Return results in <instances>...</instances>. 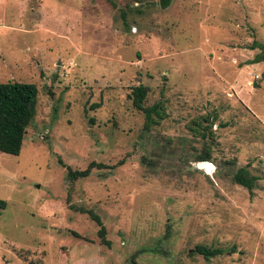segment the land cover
Masks as SVG:
<instances>
[{
  "label": "rangeland",
  "instance_id": "374dc122",
  "mask_svg": "<svg viewBox=\"0 0 264 264\" xmlns=\"http://www.w3.org/2000/svg\"><path fill=\"white\" fill-rule=\"evenodd\" d=\"M254 43L264 0H0V83L38 92L20 154L0 153V264H264ZM140 84L161 109L149 130L127 98Z\"/></svg>",
  "mask_w": 264,
  "mask_h": 264
},
{
  "label": "trees",
  "instance_id": "16d2710c",
  "mask_svg": "<svg viewBox=\"0 0 264 264\" xmlns=\"http://www.w3.org/2000/svg\"><path fill=\"white\" fill-rule=\"evenodd\" d=\"M172 0H160V5L167 8ZM260 48L261 55H257L256 61H264V47L261 44L254 43ZM149 88L143 85L135 86L131 89L127 98L131 101L132 106L141 111L145 117V130H149L151 125L157 124L160 116V107L153 105L145 107V99ZM37 88L32 83L22 82H6L0 83V153L17 156L20 154L24 136L27 128L30 126L36 111L37 104ZM197 162L200 167H210L209 154L205 153L199 156ZM104 168L102 164L90 163L88 167L82 171H74L67 168V178L70 181L87 178L92 168ZM233 180L236 184L246 188L249 193L255 186L256 177L251 176L246 169H238L233 174ZM6 207V201L0 199V211ZM78 210L86 214L93 222L99 226L98 236L104 245L110 246V242L106 239L105 228L101 222L100 216L93 209H85L79 207ZM234 247L227 250L226 248H213L204 245L195 246L193 252L203 257L204 260L210 261L220 255L230 254L234 252Z\"/></svg>",
  "mask_w": 264,
  "mask_h": 264
},
{
  "label": "water",
  "instance_id": "95a60500",
  "mask_svg": "<svg viewBox=\"0 0 264 264\" xmlns=\"http://www.w3.org/2000/svg\"><path fill=\"white\" fill-rule=\"evenodd\" d=\"M201 164V163H200Z\"/></svg>",
  "mask_w": 264,
  "mask_h": 264
}]
</instances>
